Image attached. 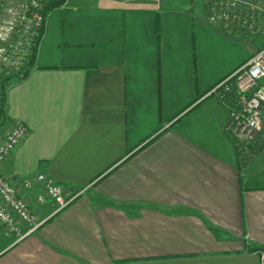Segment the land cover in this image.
<instances>
[{
	"label": "crops",
	"instance_id": "1",
	"mask_svg": "<svg viewBox=\"0 0 264 264\" xmlns=\"http://www.w3.org/2000/svg\"><path fill=\"white\" fill-rule=\"evenodd\" d=\"M205 13L204 0H66L47 14L27 76L5 89L0 134L29 130L8 176L34 197L38 173L86 191L22 239L0 223V264H264V182L243 176L229 108L206 97L259 49Z\"/></svg>",
	"mask_w": 264,
	"mask_h": 264
},
{
	"label": "built area",
	"instance_id": "2",
	"mask_svg": "<svg viewBox=\"0 0 264 264\" xmlns=\"http://www.w3.org/2000/svg\"><path fill=\"white\" fill-rule=\"evenodd\" d=\"M57 0H0V72L22 79L32 65L43 36L47 5ZM209 25L229 37L264 39V0H204ZM229 108L228 131L242 159L264 152V42L251 58L217 83L206 95ZM4 94L0 88V116ZM29 134L17 124L0 134V223L19 239L31 235L82 196L43 173L13 181L7 163ZM34 197V199H32ZM51 207L48 215L41 210Z\"/></svg>",
	"mask_w": 264,
	"mask_h": 264
},
{
	"label": "rangeland",
	"instance_id": "3",
	"mask_svg": "<svg viewBox=\"0 0 264 264\" xmlns=\"http://www.w3.org/2000/svg\"><path fill=\"white\" fill-rule=\"evenodd\" d=\"M263 42H264L263 38H250L247 41L248 45L252 44L253 50L260 49ZM9 77L11 76L5 74V72H2V71L0 72V87L3 84L7 85L8 81L10 80ZM235 145H236V142H235ZM249 157L251 158H247L246 160L244 159L245 163L242 160L241 173L244 174L243 176L245 178L250 179V182H254V181L264 182V152H260L259 154L257 153L255 156L253 155Z\"/></svg>",
	"mask_w": 264,
	"mask_h": 264
},
{
	"label": "trees",
	"instance_id": "4",
	"mask_svg": "<svg viewBox=\"0 0 264 264\" xmlns=\"http://www.w3.org/2000/svg\"><path fill=\"white\" fill-rule=\"evenodd\" d=\"M65 1L66 0H57V1L51 2L50 4L47 5L46 13L48 14L51 10L62 6L65 3ZM43 33H44V31H43ZM157 36H158V38L161 37V25H160V21H158V25H157ZM194 43L196 44V33L194 34ZM35 56H36V53H35V55L33 57L32 62L34 61ZM194 64H195V69H196V73H197L198 65H197V55H196V53L194 54ZM27 73H28V70L24 74V77L27 76ZM14 78L16 79V77H13V76H12V78L9 77L10 80L11 79H14ZM0 88L3 90V94H4V106H5V89H6V84H3ZM3 113H4V109H3V112H2V114L0 116V120H2V118H3Z\"/></svg>",
	"mask_w": 264,
	"mask_h": 264
}]
</instances>
